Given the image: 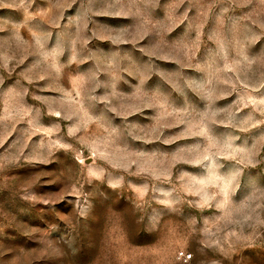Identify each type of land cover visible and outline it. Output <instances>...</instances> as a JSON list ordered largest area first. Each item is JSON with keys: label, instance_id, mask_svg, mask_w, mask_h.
Here are the masks:
<instances>
[{"label": "rangeland", "instance_id": "rangeland-1", "mask_svg": "<svg viewBox=\"0 0 264 264\" xmlns=\"http://www.w3.org/2000/svg\"><path fill=\"white\" fill-rule=\"evenodd\" d=\"M0 264H264V0H0Z\"/></svg>", "mask_w": 264, "mask_h": 264}]
</instances>
